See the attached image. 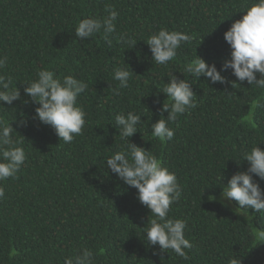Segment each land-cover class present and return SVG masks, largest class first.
<instances>
[{
    "label": "trees",
    "instance_id": "1",
    "mask_svg": "<svg viewBox=\"0 0 264 264\" xmlns=\"http://www.w3.org/2000/svg\"><path fill=\"white\" fill-rule=\"evenodd\" d=\"M251 2L0 0V57H7L0 74L21 92L11 105L0 102V121L12 125V139L26 153L16 175L0 181L5 192L0 199V264H65L85 248L93 252V264H229L231 259L264 264L259 235L264 212L249 209L254 219L248 221L234 211L238 202L221 199L232 175L250 167L243 154L254 146L264 150V89L238 81L231 69L222 72L227 84L182 73L197 55L221 69L231 58L224 33ZM108 6L118 12L111 43L103 30L85 40L76 37L79 20H103ZM161 28L191 37L167 65L153 62L146 43ZM120 36L137 44L118 43ZM116 67L132 72L129 86L118 94ZM41 69L88 84L77 98L86 123L70 144L33 118L39 105L24 88ZM170 72L192 83L196 107L169 122L174 137L161 142L152 136L151 123L161 118L158 109L166 95L159 89L169 82ZM128 112L141 115L142 122L139 132L124 141L114 120ZM130 142L151 151L177 176L182 194L167 218L186 221L184 235L193 245L185 249L187 260L146 243L143 228L150 210L139 202L138 190L106 166L107 158ZM253 179L264 190V180L255 174ZM210 195L216 199L209 200Z\"/></svg>",
    "mask_w": 264,
    "mask_h": 264
},
{
    "label": "clouds",
    "instance_id": "2",
    "mask_svg": "<svg viewBox=\"0 0 264 264\" xmlns=\"http://www.w3.org/2000/svg\"><path fill=\"white\" fill-rule=\"evenodd\" d=\"M108 13L103 20L97 18H84L79 20L75 35L81 40L92 38L103 30L105 40L116 32L115 21L118 12L111 6L106 7ZM241 19L236 20L224 33V39L231 47V58L226 60L221 69L215 63L209 65L202 57L191 60L184 71L196 79L210 78L212 84H227L229 81L222 72L232 70L238 81L247 82L264 89V0H252ZM191 37L179 31H169L161 28L149 36L146 43L149 45L152 59L155 64L167 65L176 56V50L182 43L188 42ZM118 43L127 44L133 48L137 44L132 38L118 37ZM7 64V57H0V69ZM129 66V65H128ZM259 74V79L257 78ZM132 72L125 67H116L113 78L119 81L116 89L127 88ZM169 82H165L160 92L166 95L165 101L158 109L161 118L151 123V134L161 142L173 139L174 130L169 122H175L179 115L196 107L195 92L189 79H180L172 72L168 73ZM236 84L235 81L232 85ZM24 88V93L31 97L38 107L35 109L34 119L54 128L57 136L64 143L70 144L75 135L82 133L85 121V111L77 104V98L88 89V84L74 75H66L61 79L49 69H41ZM21 99V92L13 86L11 78L0 74V102L11 105ZM27 103V101H23ZM168 113L167 117L163 113ZM142 116L128 112L127 115H115L114 126L118 129L121 140L127 141L138 131ZM26 124V120H21ZM13 127L11 124L0 121V181L13 177L20 170L26 160L23 147L17 146L20 142L12 139ZM243 160L249 162L247 171L232 175L227 185L223 186L221 199L238 202L235 212L243 214L248 221L254 217L248 215L249 209L264 212V190L253 179V174L264 180V150L254 146L243 154ZM106 166L115 173L125 184L138 190L139 202L150 210V219L144 229L146 243L151 246L159 245L161 251L172 250L177 256L187 260L188 253L193 245L185 238L186 221L183 219H169L168 213L173 203L178 201L182 188L177 181L175 172L169 170L161 159L151 151L128 143L125 150L117 151L106 160ZM5 195L4 188L0 186V199ZM214 195L209 200L214 201ZM264 239V230L259 232ZM65 264H93V252L87 248L80 254L65 259ZM229 264H240L237 259H231Z\"/></svg>",
    "mask_w": 264,
    "mask_h": 264
}]
</instances>
